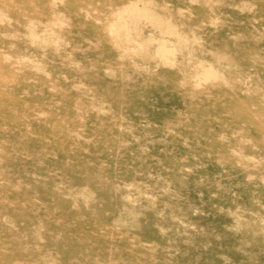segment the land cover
Masks as SVG:
<instances>
[{"label":"rangeland","instance_id":"obj_1","mask_svg":"<svg viewBox=\"0 0 264 264\" xmlns=\"http://www.w3.org/2000/svg\"><path fill=\"white\" fill-rule=\"evenodd\" d=\"M0 264H264V0H0Z\"/></svg>","mask_w":264,"mask_h":264},{"label":"bare ground","instance_id":"obj_2","mask_svg":"<svg viewBox=\"0 0 264 264\" xmlns=\"http://www.w3.org/2000/svg\"><path fill=\"white\" fill-rule=\"evenodd\" d=\"M161 50H162V48H161ZM159 52H160V51H159ZM161 54H162V53H161ZM210 71H211V70H210ZM205 72H206V73H209V70H206V69H205ZM206 73H205V74H206ZM211 73H212V72H211ZM209 74H210V73H209ZM213 74H214V73H213ZM213 74H212V75H213Z\"/></svg>","mask_w":264,"mask_h":264}]
</instances>
